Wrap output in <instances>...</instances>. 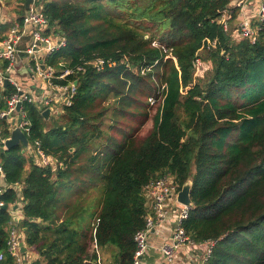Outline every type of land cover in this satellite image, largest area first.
<instances>
[{"label": "trees", "instance_id": "1", "mask_svg": "<svg viewBox=\"0 0 264 264\" xmlns=\"http://www.w3.org/2000/svg\"><path fill=\"white\" fill-rule=\"evenodd\" d=\"M19 2L23 24L26 0ZM37 2L49 21L44 34L64 40L45 63L58 75L75 69L55 82L77 80V92L62 107L63 124L52 126L58 116L46 120V107L24 104L31 149L39 140L56 168L41 165L22 144L7 149L11 123L0 120L7 181L1 199L12 205L0 209V264H16L7 249L15 205L22 207L27 245L41 255L38 264H98L95 240L100 249L117 248L112 264H133L134 236L148 213L145 188L167 174L179 189L192 179L193 206L183 226L197 242L215 241L207 264H264V21H254L252 43L218 22L230 0ZM12 25L0 22V42ZM96 58L114 64L96 69L87 63ZM7 63L0 59V69ZM12 92L0 85V111ZM160 96L145 136L118 122L132 114L142 126L149 98ZM112 99L109 127L123 139L109 135L94 152Z\"/></svg>", "mask_w": 264, "mask_h": 264}, {"label": "built area", "instance_id": "2", "mask_svg": "<svg viewBox=\"0 0 264 264\" xmlns=\"http://www.w3.org/2000/svg\"><path fill=\"white\" fill-rule=\"evenodd\" d=\"M248 0H230V4L225 8L218 19V22L222 24L223 29L226 32H231L233 38H245L249 39L252 43H255L258 39L259 26L254 21H264V0H261L258 13L255 18L247 16L244 4ZM239 8L241 12V20L235 27H232V23L235 19L236 9ZM27 26L32 27V45L26 50L29 55L33 58L32 71L36 75L44 80L48 85L53 86L56 90L54 95H49L43 100L45 107L52 108L53 104H60L64 106H71L74 102V98L77 92V85L74 80L67 83L55 82L56 79H66V77L75 72V69L67 68L64 71L57 74V70L47 65L44 58L38 57L37 53L41 52L48 55L62 44L64 40L61 38H55L53 35H46L44 32L49 27V21L44 14L43 7L37 0H33L30 4L29 9L25 12L23 18V24H14L6 34V37L0 42V59L7 60L8 63L4 68L0 69V85L4 86L7 80L8 84L13 87L11 95L7 96L6 102L7 107L0 111V120H7L10 123L14 121L13 126L19 125L25 134L28 136L30 130V121L26 117L24 110L25 103H37V98L32 95L31 92L25 91L19 82L12 76L11 72L16 62V54L18 52V44L26 32ZM210 45H216V41L212 42L208 40ZM156 44V43H154ZM96 69H102L105 65H113L114 62L106 61L103 58H96L90 62ZM197 65H202L201 60L197 61ZM76 71L83 70V68L77 67ZM200 69L197 73L200 74ZM165 85L161 86L163 91ZM161 99L157 97H150L149 101L153 105ZM21 104L20 110H17L18 105ZM22 117V122L18 123V117ZM12 124V123H11ZM35 150L31 149V143L28 149L36 152L41 165L47 166L52 165L56 168L57 162L52 156L46 154L41 149V143L39 140L35 141ZM0 176L6 179V172L3 165L0 163ZM17 189H23V183L16 182L14 184ZM179 184L174 176L167 174L157 179L152 180L145 188L147 198L148 213L145 219L144 226L136 231L134 240L136 242V250L134 255L133 264H144V256L146 255L148 248L150 247L149 237L152 231L159 225L165 223L170 217L172 211L169 203L174 201L180 210H177V216L175 218L176 225L173 231V235L165 241L161 247V254L166 263H173L175 260L176 251L184 246H190L192 248L201 245L203 250L199 254V264H207L209 257L212 252V248L215 241L197 242L192 236L186 231L183 226V221L189 217V211L191 207L185 206L176 200V196L179 192ZM6 190L0 187V209L6 204L2 199L1 195ZM12 205H9L11 207ZM19 224V223H18ZM14 223L12 220L9 228V238L7 241V249L16 259V264H38L37 260L33 259L26 252L22 251L23 245L27 248L26 236L23 229L19 228V225ZM93 250L99 253V246L96 240L92 245ZM4 253H0V260L3 259ZM98 264H103L101 258H98Z\"/></svg>", "mask_w": 264, "mask_h": 264}, {"label": "crops", "instance_id": "3", "mask_svg": "<svg viewBox=\"0 0 264 264\" xmlns=\"http://www.w3.org/2000/svg\"><path fill=\"white\" fill-rule=\"evenodd\" d=\"M261 0H248L244 4V8L246 9L247 16H250L251 18H255L259 7H260ZM22 5L19 0H0V22L1 23H12L17 24L19 21V15L17 13V7ZM241 12L240 9H236L235 19L232 23V27H235L237 23L241 20ZM12 25V26H13ZM54 36V35H53ZM55 37V36H54ZM59 38V37H55ZM33 37H32V27L27 26L26 32L21 37L19 44H18V52L16 54V62L12 69V76L19 82V84L22 86V88L27 91L31 92L33 96L37 98V106L40 108H44V102L43 100L46 99L49 95H54L56 92L55 88L53 86L48 85L44 80H41L35 72L32 71V63L33 58L31 55L27 53V49L32 45ZM38 57L41 59L44 58L47 55L44 53H37ZM47 108V107H46ZM52 108H54L52 106ZM59 113H57L58 115ZM56 115L54 112V109H52L51 116ZM50 116V117H51ZM9 122V121H8ZM11 130L13 129V122H11ZM27 151H30L28 149ZM32 152V151H30ZM7 181L6 179L2 178L0 176V187H3L4 190L7 188ZM19 193L22 192V190H19ZM170 209L172 211L170 217L168 220L157 226L151 233L149 237L150 241V247L148 248V251L146 255L144 256V264H170L166 263L164 260L162 254H161V247L167 241L170 239V237L173 235V231L175 229L176 225V216H177V210H180L178 205L171 201L169 203ZM10 208V207H9ZM14 209L13 212V221L16 224H20L23 219V211L22 207L18 205V207ZM18 224V225H19ZM106 247L105 249H107ZM100 248L98 256L101 258V261L103 264H106L103 261L102 254H100ZM203 250L201 245H197V247L192 248L190 246H184L179 248L175 253V260L171 264H199L198 257L201 251ZM27 255L32 257L35 260H40L41 255L39 252H36L31 247L27 245L26 251Z\"/></svg>", "mask_w": 264, "mask_h": 264}, {"label": "rangeland", "instance_id": "4", "mask_svg": "<svg viewBox=\"0 0 264 264\" xmlns=\"http://www.w3.org/2000/svg\"><path fill=\"white\" fill-rule=\"evenodd\" d=\"M149 35L150 34L147 33V36H149ZM155 43H156V45H160L158 41H156ZM206 64H207V67L208 68L211 65L208 62ZM203 72H204V74H206L205 73L206 72L205 70ZM198 75L201 76L202 74H198ZM75 81L76 80H74V83H75ZM156 86H157V84H156ZM115 102L116 101H114L112 99V100H109V101H107L105 103L107 106H110V109H109V111L107 112V114H106V116L104 118L105 119V124H104V127L103 128L107 132H105L104 134H102V136L99 139H95V142H94V146L93 147H96V148H93L95 150L94 152L101 151V149L103 148L104 143L108 139L107 136H109V135H112L113 137H115L116 139H119V140L123 139L122 137L119 136V134L117 132H115L113 129H111L109 127V125H113L115 123L114 121L112 122V120H111V116L113 114V104ZM53 107H54V112L56 114L54 116H58V117L53 118L51 120L50 124L53 126L55 123H58V124L65 123V119L62 118V114H63L62 107L63 106L60 105V104H55L54 103L53 104ZM158 109H159V103L158 104H155V105H152V104L149 103V118L145 121V123L142 126L139 125L140 118L134 117V116H132V114H130V116H127L125 118H123V117L122 118H117V120H118V122H121L123 124V126L128 125V126H133L134 128L139 127V129L134 133V135H137V137H139V136H142L143 137V136H145L152 129V126H153V123H154V116L157 114ZM57 113H59V114L57 115ZM2 150H3V146L1 145V141H0V152ZM97 192L99 194H97ZM100 193H101V189L94 187V195L95 196H98V195H100ZM91 249H92V245H91ZM116 252H117V248L115 246H112V245L109 248H107V249H102L101 248V250H100V254H102L103 261L106 264H112L113 263V261L115 259L113 257V255Z\"/></svg>", "mask_w": 264, "mask_h": 264}, {"label": "water", "instance_id": "5", "mask_svg": "<svg viewBox=\"0 0 264 264\" xmlns=\"http://www.w3.org/2000/svg\"><path fill=\"white\" fill-rule=\"evenodd\" d=\"M33 2V0H26L25 2V10L27 11L30 7V4ZM75 83L77 84L78 81L76 80ZM8 85L7 80L5 81L4 86L6 87ZM21 108V104L18 105L17 110H20ZM51 112L52 109L50 107L46 108L42 114L44 116V118L46 120H48L51 116ZM18 123L22 122V117L19 116L17 119ZM14 123V121H13ZM24 145L26 149L29 148L30 146V141L28 139V136L25 134V132L22 130V128L17 124L13 127V129L11 130V134L10 137L7 138L4 141V145L7 149H10L14 146L17 145ZM192 179H188L184 185L181 187V189L179 190L177 196H176V200L188 207H192L193 206V200L191 197V188H192ZM18 207V205H15L14 208L16 209ZM2 209H9V204H4L2 207ZM22 251H26V247L23 245L22 247Z\"/></svg>", "mask_w": 264, "mask_h": 264}]
</instances>
